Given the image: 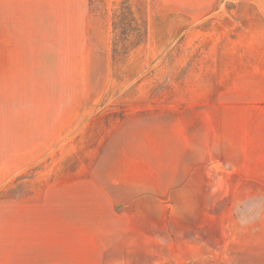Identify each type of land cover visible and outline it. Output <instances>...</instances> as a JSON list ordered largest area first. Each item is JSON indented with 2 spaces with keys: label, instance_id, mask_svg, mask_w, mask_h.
<instances>
[{
  "label": "rangeland",
  "instance_id": "rangeland-1",
  "mask_svg": "<svg viewBox=\"0 0 264 264\" xmlns=\"http://www.w3.org/2000/svg\"><path fill=\"white\" fill-rule=\"evenodd\" d=\"M91 13L0 26V264H264V0Z\"/></svg>",
  "mask_w": 264,
  "mask_h": 264
},
{
  "label": "crops",
  "instance_id": "crops-1",
  "mask_svg": "<svg viewBox=\"0 0 264 264\" xmlns=\"http://www.w3.org/2000/svg\"><path fill=\"white\" fill-rule=\"evenodd\" d=\"M91 5L92 0H0V26H88L93 19L97 20L91 13ZM19 250L23 253L21 258L29 264L28 248L22 245ZM11 257L20 264L19 255Z\"/></svg>",
  "mask_w": 264,
  "mask_h": 264
}]
</instances>
